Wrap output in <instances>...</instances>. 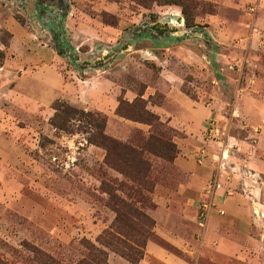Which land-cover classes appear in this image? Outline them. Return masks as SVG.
<instances>
[{"label":"rangeland","instance_id":"rangeland-1","mask_svg":"<svg viewBox=\"0 0 264 264\" xmlns=\"http://www.w3.org/2000/svg\"><path fill=\"white\" fill-rule=\"evenodd\" d=\"M262 2L0 0V61H4L11 33L18 35V30H21L19 24H22L33 34L35 44L48 45L55 51L59 57L52 66L74 83L72 97L56 98L47 107L29 110L30 115L23 114V105L16 104V95L7 90L8 85H0V260L10 264H29L35 256L30 248L35 247L61 264H75L90 249L93 251L98 247L105 252L109 264H118L119 259L130 263L97 241L98 235L110 226L115 217L107 191L111 190L122 198L130 194L137 201L135 206L155 222L152 212L160 220L167 218L157 211L153 200L155 190L167 192L178 200L179 183L185 180L173 163L175 158L168 160L163 157L165 145L170 141L174 143L182 133L151 111L150 106L163 105L164 99L160 91H146L147 87L159 83L156 81L161 70H172L181 75L180 88L189 97L204 104L211 100L220 102L227 117L222 121L229 124V135L243 137L244 128L253 132L257 129L256 133H259L260 126L251 127L244 115L233 113L231 108L238 95L264 99ZM213 16L231 21L244 17L251 22L247 24L248 28L254 27L253 35L233 37L217 45L218 49L229 54L228 63L213 64L204 59L201 64L185 63L172 50L163 48L172 38L171 33L187 41L190 48H202L206 52L212 46L217 48L207 33ZM178 17L183 19L179 26L175 23ZM255 20L262 22L259 32L254 26ZM155 24H167L177 30H153L151 26ZM194 33L200 36L195 37ZM14 47L18 52L16 44ZM105 55L109 59L96 65L95 61ZM44 70L52 74V82H60L54 68ZM100 73L113 77V87L118 88L114 110L111 106L113 93L108 94L102 106L105 110L88 108L78 101L84 103L88 93L98 92V83L91 82L90 78ZM128 91L146 100V109L156 114L158 119L149 124L117 115L118 99L123 97L127 100L125 93ZM27 97L47 101L44 100L45 94L39 93L36 87ZM224 99H228L229 104L224 103ZM55 102L61 106L56 115L52 107ZM207 122L204 123L206 128ZM102 123L104 133L119 143V150L117 147L107 152L103 146L94 143L100 140L97 125ZM203 136L214 146L211 157L206 159L211 164L217 163V171L211 168L205 188L207 195L196 206V220L185 225L186 237L189 235L196 239L188 248L192 252L171 244L174 249L163 248L190 264H264V215H261L264 214V173L238 162L234 153L239 145L226 148V160L219 167L222 147L217 140L220 136L210 138L207 130L205 134L203 131ZM251 138L255 140L256 136ZM251 138H248L250 142ZM250 142L247 154L252 153L253 156L256 148H252ZM128 149L139 154L135 156V151L126 152ZM176 149L175 157L179 155L177 146ZM205 152L203 147L196 158L191 153L189 160L197 165L196 160L203 159ZM133 164L141 166L138 175L130 171L129 165ZM133 176L146 181V188L131 181ZM214 181L220 185L231 182L226 185L225 192L242 197L251 206V220L255 227L252 234L260 242L236 252L246 255V261L232 257L231 261L212 262L210 258L215 252L200 245L215 205V192L220 187L210 188ZM205 203L210 208L208 216L203 218L201 212ZM218 212L221 215L225 213L223 209H218ZM148 241L158 244L152 237L147 238L146 243ZM151 264L158 263L152 261Z\"/></svg>","mask_w":264,"mask_h":264},{"label":"crops","instance_id":"crops-1","mask_svg":"<svg viewBox=\"0 0 264 264\" xmlns=\"http://www.w3.org/2000/svg\"><path fill=\"white\" fill-rule=\"evenodd\" d=\"M263 7L264 0L262 2ZM209 21L211 24L209 28L207 27L208 37L213 39V45L216 46L223 43L222 41L226 39L239 38L250 33L254 34L252 31L254 27L251 29V27L248 28L247 26L248 23H251L250 20H246L244 17L231 21L223 20L219 16H213ZM262 22L261 20L253 22L258 32L261 29L259 25L261 24L262 26ZM19 25V29H21L20 31L18 30L19 34L11 33L10 35L7 52L3 64L0 66V85H8L7 90L16 95V104L21 103L23 105V114L30 115L29 110L34 111L43 106L47 107L56 98L72 97L71 90H73L74 83L65 79L63 73L56 66V68L52 66L54 60L59 57L55 51L48 45L35 44L33 34L22 24ZM171 35L172 38H169L163 48L168 51L172 50L185 63L201 64L202 59L207 63L210 61L213 64L218 63L221 65L229 62L227 51H221L218 46L217 48L212 46L206 52V49L190 48L186 44L187 41L177 38L176 34L171 33ZM194 36L199 37L200 35L199 33H194ZM15 44L20 52L16 51ZM48 67L54 68L60 82H52V74L49 75L48 71L44 70ZM90 79L92 80L91 82L98 83V92L95 94L88 93L86 102L83 103L78 100L79 103L88 108L105 110L102 106L108 94L113 93L114 102L111 106L112 110H114L118 88L113 87L115 82L113 77L100 73L98 76L92 75ZM181 81V75L172 70L163 69L160 71L156 81L159 83L156 86H148L146 90L152 89L163 94V105L150 106L151 111L158 114L161 119H165L173 129L182 133L181 137L174 139L179 155L175 157L173 163L185 179L184 182L179 183L178 200H175V197L169 193L160 192L158 189L153 194V200L157 204V211L159 210V214H163L167 218L164 217L160 220L157 218V214L154 212L151 214L155 218L153 230L157 236L172 246L192 252L188 248L193 245V241L196 239L193 236L190 238L189 235L186 237L184 233L185 225L196 220V206L198 201L207 195L205 188L207 187L206 183L211 168L217 171V163L213 162L211 164L206 159L209 156L211 157L214 152V146L211 145L209 140H205L203 136V131L204 134L206 131L204 123L214 120L216 126L222 129L226 128L228 134H230V128L227 122L224 123L222 121L227 117L224 113L225 110L221 109L222 105H220L219 101L211 100L208 104H204L189 97L181 90ZM34 87L37 88L39 93L45 94L44 100L47 99V101L43 102V99L39 97H27ZM60 88L62 91H59ZM150 93L151 91L148 94ZM125 97L127 100H132L136 97V94L128 91L125 93ZM74 99L77 100V97H74ZM223 101L229 104L228 99ZM231 110L233 113L244 115L249 120L248 125L251 127L257 128L260 126L261 128L259 133L244 128L242 130L243 137L234 136L235 141L239 145V149L234 153V156L239 160V163H246L248 166L256 167L264 173V99L246 94L238 95L233 99ZM218 121H221V126H219ZM253 136H256L253 144V148H256V151L252 156V153L247 154V147L250 142L248 138ZM203 147L206 148V152L202 155V161L196 160L197 165L193 164L189 160V155L192 153L194 157L196 154L198 156L199 150ZM195 149H198V152ZM229 183L231 182L222 183L215 192V205L207 221L200 243L203 248H210L215 252V255L212 254L210 258L212 262L231 261L232 257L246 261V255H238L236 252H240L243 247L256 246L260 242L252 234L255 231V227L251 220L253 213L250 204L236 194L226 193V185ZM218 209H223L225 213L222 214L224 215L219 214ZM216 255L219 258H216ZM152 261H156L158 264H190L183 258L169 253L161 245L148 241L143 257L137 264H151ZM117 262H119L118 264H130L120 259Z\"/></svg>","mask_w":264,"mask_h":264},{"label":"trees","instance_id":"trees-1","mask_svg":"<svg viewBox=\"0 0 264 264\" xmlns=\"http://www.w3.org/2000/svg\"><path fill=\"white\" fill-rule=\"evenodd\" d=\"M1 53V52H0ZM3 58V54H1ZM3 64V59L0 61V66ZM56 113L60 111L59 102L53 103L52 106ZM115 113L119 116L125 117L139 122L151 123L153 120L158 119V116L146 109V100H144L140 95L135 97L132 101H128L123 97L118 99V105L115 109ZM91 115V114H90ZM52 117V124L53 122ZM96 125V124H95ZM100 129V140L94 143L103 146L108 152L112 148L120 149L119 143L113 138L109 137L104 133V124L97 125ZM135 151V156L139 154L136 150L128 149V151ZM163 157L168 160L175 158L177 154L176 146L173 142H168L165 145ZM128 154V153H127ZM167 155V156H166ZM132 157V158H135ZM139 157V156H138ZM141 159V158H140ZM140 159H137L141 161ZM133 162V161H132ZM139 164L129 165L130 171L134 175H138L140 171ZM126 173V172H125ZM131 181L135 182L137 185L146 188V181H142L140 177L133 176L130 178ZM110 195L109 205L115 213L114 221L110 226L98 235L97 241L114 251L127 261L132 264H137L139 260L143 257V248L146 245V240L149 237L154 238L159 245L167 249H174L164 241L162 238L157 236L153 231L154 220L141 209L135 206L134 202L136 200L132 199L130 194H127V198L119 197L117 194L113 193L111 190L107 191ZM137 202V201H136ZM26 247V245H24ZM35 254L33 261L29 264H61L59 260L52 257L51 255L44 253L35 247L30 248ZM38 257V259L36 258ZM0 264H10L0 260ZM75 264H109L105 252L98 247H94V250L90 249L86 256L79 259Z\"/></svg>","mask_w":264,"mask_h":264},{"label":"built area","instance_id":"built-area-1","mask_svg":"<svg viewBox=\"0 0 264 264\" xmlns=\"http://www.w3.org/2000/svg\"><path fill=\"white\" fill-rule=\"evenodd\" d=\"M176 23V22H175ZM177 24V23H176ZM208 135L210 138H215L216 136H220V138L217 140L218 143L220 144L221 148V153H220V159H219V167L223 166V162L226 160V148H234V145H238L237 141H235V137L231 136L227 133V129L224 128H218L216 126V122L214 120H210L208 122V127L206 128ZM255 132H257V129H254ZM223 137V138H222ZM216 141V142H217ZM255 140L251 138L250 146L253 148ZM220 186L219 182L214 181L212 185H210V188H218ZM211 190L209 189L208 192ZM209 204L205 203L203 204V210L201 212V215H203V218H206L208 216V211H209ZM264 215V214H261ZM202 224V222H200Z\"/></svg>","mask_w":264,"mask_h":264},{"label":"water","instance_id":"water-1","mask_svg":"<svg viewBox=\"0 0 264 264\" xmlns=\"http://www.w3.org/2000/svg\"><path fill=\"white\" fill-rule=\"evenodd\" d=\"M175 22L177 23L178 26L182 25L183 19L181 17H178ZM151 28L153 30H165L167 32H175L177 30V28H170L167 24H164V25L155 24V25H152ZM113 57L114 56H112L111 58H113ZM107 59H109V57L105 55L102 58L96 60L95 64L98 65L100 62H103Z\"/></svg>","mask_w":264,"mask_h":264}]
</instances>
